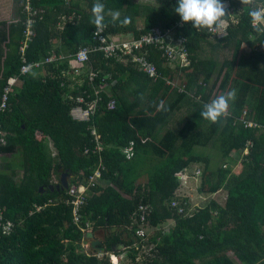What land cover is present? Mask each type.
Wrapping results in <instances>:
<instances>
[{"label":"trees","instance_id":"trees-1","mask_svg":"<svg viewBox=\"0 0 264 264\" xmlns=\"http://www.w3.org/2000/svg\"><path fill=\"white\" fill-rule=\"evenodd\" d=\"M24 1H14L16 10L10 21L0 20V97L7 79L20 75ZM155 1L159 6L101 0L104 25L112 35L136 38L153 27L173 26L180 19L174 11L178 0ZM230 1L240 23L230 27L229 36L210 39L207 30H196L190 22L178 32L187 38L191 59L190 67L181 69L182 92L167 84L172 71L156 50L151 49L150 59L162 76L157 82L132 63L111 60L107 64L103 55L95 52L90 66L113 74L118 84L112 96L118 105L115 111H108L109 98L103 95L92 122L78 124L72 121V104L67 98L79 91L69 89L67 83L61 85L69 61L64 66H47L45 77L36 73L21 77L22 85L9 97V108L0 113L6 142L0 146L4 158L0 161V209L14 224L10 235L0 234V264H111L108 258L84 252V233L73 225L72 209L62 202L67 190L51 188L60 183L65 172L74 176L70 184L85 182L100 165L105 167L101 182L90 190L83 213L84 221L94 223V231L108 233L107 252L118 244L132 245L137 228L132 216L143 200L151 208L148 221L152 226L173 224L168 234L160 230L151 235L158 243L159 255L149 264H237L235 258L243 264H264V132L246 129L239 122L248 111L250 120L264 127V35L254 32L248 6L241 0ZM94 2L34 0L33 6L45 8L47 14L35 26L28 62L54 52L61 54L55 50L57 39L68 54L91 46L96 30L91 11ZM114 12H119L120 20H112ZM73 14L74 20H65L62 29L63 17ZM125 18L129 20L126 24ZM225 52L229 57L222 60ZM93 86L86 79L79 89L90 94ZM232 90L236 98L218 123L200 117L205 103ZM161 100L167 111H157ZM183 106L186 121L182 129H168ZM93 128L103 152L86 156V150L95 148ZM163 129L166 132L161 135ZM49 141L57 149L56 159ZM248 142L254 146L244 159ZM197 148L216 149L224 163L213 170L207 156L194 153ZM127 149L132 150V159L123 155ZM193 165L202 168L200 193L226 190L229 199L224 204L209 200L191 217L179 216L169 207L179 188L176 174Z\"/></svg>","mask_w":264,"mask_h":264},{"label":"built area","instance_id":"built-area-1","mask_svg":"<svg viewBox=\"0 0 264 264\" xmlns=\"http://www.w3.org/2000/svg\"><path fill=\"white\" fill-rule=\"evenodd\" d=\"M33 2L34 0L24 1L26 19L23 21L24 30L19 46L22 66L19 76L7 79L0 97V113L5 112L9 108V97L14 94V89L16 87L22 85V76L33 74L38 70H44L47 66L52 64L58 67L60 65L64 66L66 61H69L70 64L68 65L69 68L62 73L64 80L61 85L64 86L65 83H67L69 89L79 91L77 96L70 94L67 98L72 104L70 110L72 121L78 124H90L93 117L100 110L103 95L109 98L106 109L108 111H115L118 104L112 96V90L117 86L118 82L116 79H113L112 73L104 72L101 68L92 69L91 66L87 65L91 61V54L95 52L101 53L107 61V64H109L111 60L121 64H126L128 62L134 64L139 72L144 73L154 82H157L162 76L158 71L157 65L150 59L151 49L160 52L161 58L165 61V65L169 66L172 71L171 73H173L176 68H188L191 65V59L186 46L187 38L178 35V32L182 30L185 25L181 19L177 20L173 26L167 27V29L153 27L150 32L138 38L132 34L112 35L108 32L107 26H104L102 30L96 29L93 31V44L91 46L82 47L75 54L65 55L54 52L42 60L28 62L27 52L36 37L35 26L38 20L45 18L46 14L45 9L35 8ZM224 3H229L227 10L230 15L225 17L223 22L214 31H207L210 39H223L229 36L230 27L239 24L236 12L232 8L231 1L226 0ZM63 18L64 22H66L65 20L67 19L74 20L75 14L70 15L68 18L65 16ZM62 25L63 24H61L60 27ZM180 73L182 75L181 71ZM86 79L89 80L92 86L97 82V85H94L92 88L93 92L90 94H87L86 90L79 89L83 86ZM181 82L177 85L180 92H182L185 87L184 83ZM173 83L174 81L171 79V76H169L167 84L172 86ZM239 122L240 125L244 126L246 129L261 130L264 132L263 126L250 120L248 111L242 114ZM91 137L95 139V148L93 150H86L85 155H100L103 152V148L100 144V136L94 128L91 130ZM5 143V134L0 130V146H5ZM49 143L53 158L56 159L58 157L57 149L52 141H49ZM253 146L252 142L246 144V149L243 153L244 159L249 155ZM131 147H133V145H131ZM123 155L127 160L132 159V150H124ZM193 166L183 168L182 171L176 174L179 188L170 201L169 207L179 216L191 217L193 214L188 212L190 207L187 208L189 201L186 200V198L189 196V191H191L190 185L192 183L197 185V183L201 181L202 176V168L198 165L195 167ZM225 167L227 168L228 165ZM104 170L105 167L100 165L85 182L71 184L66 191L65 198L62 199V202L72 209L73 225L80 228L84 234L94 231V223L91 221H84L83 212L87 205L88 198L90 197V190L101 182ZM216 194L217 192L210 195L215 196ZM228 199L229 194L227 192L226 195H223L222 201L226 203ZM51 203L54 202L51 201ZM42 209V206L37 207L38 212H41ZM150 213V206L141 200L132 216L133 224L137 227L134 234V242L131 246H125L120 253H96L82 244L84 252L87 255L96 256L99 259L108 258L111 264H149L153 262L159 255V249L158 243L151 240V235L155 231L160 230H162L164 234H168L171 226H168V228H155L148 221ZM13 228L14 224L4 218V214L0 209V234L2 236H8L13 232Z\"/></svg>","mask_w":264,"mask_h":264},{"label":"clouds","instance_id":"clouds-1","mask_svg":"<svg viewBox=\"0 0 264 264\" xmlns=\"http://www.w3.org/2000/svg\"><path fill=\"white\" fill-rule=\"evenodd\" d=\"M242 5L249 8L248 15L254 32L264 35V0H241ZM104 4L95 0L92 6L93 23L97 30L104 28ZM183 23H191L196 30L214 31L229 16L227 6L223 0H178L174 8ZM112 20H120L119 12L112 14ZM128 18L123 23H128ZM143 98V97H141ZM236 98V91L232 90L217 96L205 103L200 111V117L211 123H218L228 113L230 101ZM157 111H167L164 101L156 105Z\"/></svg>","mask_w":264,"mask_h":264},{"label":"rangeland","instance_id":"rangeland-1","mask_svg":"<svg viewBox=\"0 0 264 264\" xmlns=\"http://www.w3.org/2000/svg\"><path fill=\"white\" fill-rule=\"evenodd\" d=\"M134 3H141V4H149L153 7H157L159 6V3H157L155 0H128ZM1 5H0V18H7L10 17V12H9V6H8V0H1ZM226 6H229V3H225ZM236 17L238 18V21L240 23V18L238 17V14H236ZM144 24V19L140 18L139 19V25L143 26ZM250 48H248L246 46V50L249 51ZM226 56L229 57L228 53L225 52V54L222 55V60L226 58ZM218 59L220 57V54L217 55ZM88 66H90V63L87 64ZM181 69L180 68H176L173 73L170 74L171 79L174 81L173 83V88L177 87L178 84L184 83L182 80V75L180 73ZM215 80V75H213L212 79H211V84L214 82ZM186 121V113H185V107L183 106V108L181 109V111H179L178 113L175 114V116L173 117V120L171 122V125L168 127V129L173 130L175 132H178L180 129H182L183 124ZM166 130H162L161 131V135L165 134ZM194 153L197 155H203V156H207L210 160H211V168L213 170H215L216 168L222 166V164L224 163L223 160H220V155L218 153V151L216 149L213 148H207V149H200L197 148L194 150ZM4 159L2 157H0V161ZM7 160H11V156H6ZM241 161V160H238ZM12 162L15 164L16 160L12 158ZM197 165H194L193 167H195ZM200 168L201 166L198 165ZM192 167V166H191ZM146 180V179H145ZM145 180H143V182H145ZM54 181L57 184L58 183V178L54 177ZM191 191H189V196L186 198V200L189 201V213H194L196 209L203 207L209 200L212 201H217L219 199H223L222 197H218V194L215 196L209 195V194H202L199 191V186H200V182L197 183V185L195 184H191ZM197 191V192H196ZM226 195V192L223 193ZM220 203H224L222 200H220ZM168 226H172V224H167L165 227L168 228ZM164 228V227H163ZM115 230L112 231V233H114ZM97 232V231H96ZM98 235L103 238L106 237V235H108V233L106 231H102V230H98ZM232 255V254H231Z\"/></svg>","mask_w":264,"mask_h":264},{"label":"water","instance_id":"water-1","mask_svg":"<svg viewBox=\"0 0 264 264\" xmlns=\"http://www.w3.org/2000/svg\"><path fill=\"white\" fill-rule=\"evenodd\" d=\"M74 179V176L68 172H65L61 175L60 183L57 186L52 185L51 188L53 191H64L68 190L70 186V181ZM45 190V187L41 188V191L43 192ZM105 238L102 236L100 237L96 231H90L84 234L83 237V245L87 246L92 250L93 252H100V253H106V247H105ZM124 244H118L113 247L112 252L113 253H120L121 250L124 249Z\"/></svg>","mask_w":264,"mask_h":264},{"label":"crops","instance_id":"crops-1","mask_svg":"<svg viewBox=\"0 0 264 264\" xmlns=\"http://www.w3.org/2000/svg\"><path fill=\"white\" fill-rule=\"evenodd\" d=\"M1 1V0H0ZM14 1L15 0H8V6H9V12H10V17H7V18H0V20H11L12 19V17L14 16V11L16 10V6L14 5ZM0 5H1V2H0ZM43 9H45V8H43ZM46 10V9H45ZM46 14H47V10H46ZM46 14H45V16H46ZM64 23V21L61 23V24H63ZM62 27V26H61ZM62 29H63V27H62ZM61 29V30H62ZM55 50H58V51H60L61 52V54H65V55H67L68 53H65L62 49H61V42L57 39L56 41H55ZM37 75H40V76H47L48 75V72H47V69H44V70H38L37 72H35ZM19 87V86H18ZM71 182V181H70ZM71 185V184H70ZM220 192H222V193H220ZM227 193L228 191H226V190H219L218 192H217V194H218V197H222L223 198V195H225V194H223V193ZM216 194V195H217ZM220 200H222V199H219V200H217L216 202L217 203H220ZM97 233H98V231H97ZM235 261H236V263L237 264H243L240 260H238L237 258H235Z\"/></svg>","mask_w":264,"mask_h":264}]
</instances>
